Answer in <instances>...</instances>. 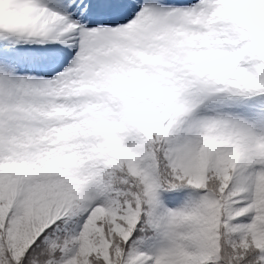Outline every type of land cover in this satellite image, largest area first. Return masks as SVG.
Returning <instances> with one entry per match:
<instances>
[{
	"label": "snow or ice",
	"instance_id": "1",
	"mask_svg": "<svg viewBox=\"0 0 264 264\" xmlns=\"http://www.w3.org/2000/svg\"><path fill=\"white\" fill-rule=\"evenodd\" d=\"M0 264H264V0H0Z\"/></svg>",
	"mask_w": 264,
	"mask_h": 264
}]
</instances>
